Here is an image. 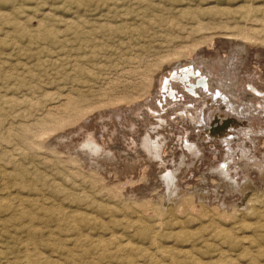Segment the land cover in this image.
<instances>
[{
  "label": "rangeland",
  "instance_id": "374dc122",
  "mask_svg": "<svg viewBox=\"0 0 264 264\" xmlns=\"http://www.w3.org/2000/svg\"><path fill=\"white\" fill-rule=\"evenodd\" d=\"M219 44L264 63V0H0V264H264L263 175L194 200L197 161L155 176L106 123Z\"/></svg>",
  "mask_w": 264,
  "mask_h": 264
},
{
  "label": "bare ground",
  "instance_id": "6f19581e",
  "mask_svg": "<svg viewBox=\"0 0 264 264\" xmlns=\"http://www.w3.org/2000/svg\"><path fill=\"white\" fill-rule=\"evenodd\" d=\"M223 49L219 44L217 47L213 45L203 55L197 53L196 58L193 54L186 64L174 65L166 78L159 75L161 86L155 89L156 93L154 90L153 97L123 111L113 110V114H105L106 118L117 115L120 120L116 121H123V124L118 122L119 128L124 126L121 128L122 133L125 132V139L121 140L123 148L113 150L114 156L122 157L123 151L132 147L133 157L152 164L150 168H153L155 176L159 167L155 162L160 159L166 161L170 151L184 155V158L190 157V165L197 161L202 166L203 181L211 186L210 191H196L192 197L211 204L219 201L216 191L223 190L225 186L241 189L249 185L248 174L264 176V63L252 70L246 61L249 57L245 51L228 48L224 52L226 55H222ZM91 118L84 124L88 125ZM108 119H105L106 123L110 121ZM166 126L171 131L165 130ZM260 142L262 146L258 144ZM85 144L92 145L95 152L103 150L95 140ZM208 156L212 161L205 165L204 160ZM161 167L165 171L164 165ZM147 170L150 172L149 167ZM170 170L160 173H168L163 186H171L162 199V205L184 199L179 197L180 193L174 187L175 171Z\"/></svg>",
  "mask_w": 264,
  "mask_h": 264
}]
</instances>
